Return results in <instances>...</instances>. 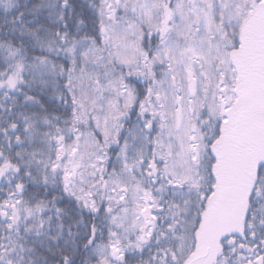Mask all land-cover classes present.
<instances>
[{
  "label": "snow or ice",
  "instance_id": "snow-or-ice-1",
  "mask_svg": "<svg viewBox=\"0 0 264 264\" xmlns=\"http://www.w3.org/2000/svg\"><path fill=\"white\" fill-rule=\"evenodd\" d=\"M0 264H264V0H0Z\"/></svg>",
  "mask_w": 264,
  "mask_h": 264
}]
</instances>
